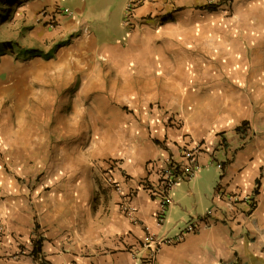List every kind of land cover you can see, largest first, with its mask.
Masks as SVG:
<instances>
[{"label": "crops", "instance_id": "obj_1", "mask_svg": "<svg viewBox=\"0 0 264 264\" xmlns=\"http://www.w3.org/2000/svg\"><path fill=\"white\" fill-rule=\"evenodd\" d=\"M61 1L42 4L60 6ZM139 1L128 15L135 52L98 49L112 62L132 61L138 77L133 83L125 80L122 102L103 98V105L95 107L99 124L91 127L87 147L101 145L102 155L116 160L112 177L122 194L101 178L83 179L74 168L55 167L50 173L56 186L46 193L42 186L30 192L16 178L3 179L0 264H146L150 248L142 242L145 233L174 237L187 222L195 223L194 230L161 244L153 264H264V0H233L228 6L222 0ZM208 4L216 7L208 10ZM78 25L60 19L53 30L35 26L26 41L31 46L33 39L49 40L40 53L54 46L50 58L62 68L86 57L92 39ZM172 46L184 53L185 95L156 102L158 85L180 88L172 75L164 74L173 70L167 60ZM158 72L165 77L158 80ZM94 102L84 101L77 115L84 116L90 108H83ZM68 104L75 112L76 100ZM241 123L243 133L235 130ZM200 140V169L169 190L171 202L158 225L157 202L139 181L149 163L179 160L180 145ZM214 159L222 161L221 167L216 166L215 176H203ZM23 165L15 164L22 170ZM196 186L205 189L199 192ZM125 199L132 212L123 209ZM207 210V217L196 221ZM38 238L34 256L30 251Z\"/></svg>", "mask_w": 264, "mask_h": 264}, {"label": "rangeland", "instance_id": "obj_2", "mask_svg": "<svg viewBox=\"0 0 264 264\" xmlns=\"http://www.w3.org/2000/svg\"><path fill=\"white\" fill-rule=\"evenodd\" d=\"M42 1L0 2V13L3 15L0 17V41H9L13 46L17 42L26 47L29 27L53 30L60 19L79 21L77 27L88 31L92 40L86 57L76 59L63 69L54 58H50L54 49L33 57L16 54L15 47L13 51L0 47V191L3 179L9 182V179L16 178L30 192L38 186H42V192H50L56 186L50 173L55 167L60 170L74 168L83 179L93 176L95 181L99 180L100 164L116 160L104 157L101 145H95L91 150L87 148L91 127L99 124L95 107L103 105L100 104L103 98L114 104L122 102L128 90L124 87L125 80L133 83L138 77H134L137 73L132 61L112 62L98 51L108 46L115 50H130L131 53L137 49V43L131 39L133 34L129 32L131 18L126 15L131 0H62L60 6L68 12L59 16L61 12L56 11L59 5L53 2L48 7ZM34 40L30 41L31 47L37 46L40 52L48 49L46 44L50 43L49 40ZM171 49L173 51L170 50L167 60L173 70L164 74L172 75L180 83V88L158 85L153 95L156 102L162 98L182 99L185 95L187 74L181 64V60H185L184 53L176 50L175 46ZM164 74L158 72V80L164 78ZM72 99L76 100L73 105L75 112L68 104ZM88 99L95 102L83 109L90 110L84 116L77 115ZM74 141L77 143L76 150L73 148ZM18 162L24 163L23 170L15 166ZM205 169L202 170L203 176H215V163L210 162V167ZM195 189L203 192L205 188L196 186ZM18 236L12 235L14 239H19Z\"/></svg>", "mask_w": 264, "mask_h": 264}, {"label": "built area", "instance_id": "obj_3", "mask_svg": "<svg viewBox=\"0 0 264 264\" xmlns=\"http://www.w3.org/2000/svg\"><path fill=\"white\" fill-rule=\"evenodd\" d=\"M233 0H222V2L228 6L232 3ZM139 0H131L127 5L126 15L130 13L131 9L139 3ZM60 12H68L66 8H58ZM171 124L176 123V120H171ZM219 139H217L218 141ZM204 144L202 140L195 142L194 144L188 146L185 144L180 145V158L179 160H174L170 157L164 159L162 164L154 165L149 163V172L146 173L145 177L140 179L139 185L141 188L147 191V194L157 202V209L155 211V221L158 225L162 224L166 207L170 204L171 198L169 195V190L172 189L181 179L191 178L195 173L200 169V164L198 162V156L202 151ZM215 163L217 167H221L222 161L219 160H210V162ZM116 162L107 160L105 165L101 168L99 178L103 179L106 183L110 184L116 192L122 194V190L119 184L113 180L112 172H114V166ZM154 175V176H153ZM235 198L236 197H232ZM243 200L249 201L248 196H244ZM123 209L128 213L132 212L133 206L130 202L125 199L123 201ZM210 213V210H207L204 214L197 216L196 221L204 220L207 215ZM195 223L187 222L182 231L174 235V237L161 236L158 237L154 233L147 232L145 233L142 242L150 248V252L147 257L146 264H153V256L161 246V244L177 241L181 238L182 233L186 231H192L195 228ZM4 235L3 227L0 226V240Z\"/></svg>", "mask_w": 264, "mask_h": 264}, {"label": "trees", "instance_id": "obj_4", "mask_svg": "<svg viewBox=\"0 0 264 264\" xmlns=\"http://www.w3.org/2000/svg\"><path fill=\"white\" fill-rule=\"evenodd\" d=\"M0 2H3V4H5L6 2H8V0H2ZM216 7L215 4H208L205 5V8L208 10H214V8ZM1 11V9H0ZM3 15L0 13V17H2ZM28 30H30V27L28 28ZM57 46V45H56ZM0 47L3 48V50H9V51H13L12 48L15 47L16 48V54L18 55H23V56H36L40 54V51L37 47H31V46H26V47H22L20 46L19 43L15 42L14 46L12 45V43H10L9 41H0ZM55 47H52V50ZM2 50V49H0ZM244 123H241L239 126H237L235 128L236 131L243 133V129L241 128L243 126ZM218 144H220L221 146L224 145V139L223 138H218ZM39 246H40V238H38L37 240H34L32 243V249H31V254L32 255H37V253L39 252ZM39 264H45L44 262H40Z\"/></svg>", "mask_w": 264, "mask_h": 264}]
</instances>
